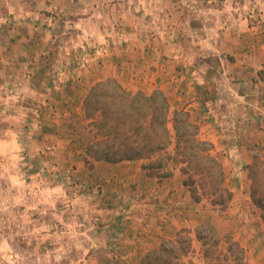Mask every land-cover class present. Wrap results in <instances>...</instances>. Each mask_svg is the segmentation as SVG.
Returning a JSON list of instances; mask_svg holds the SVG:
<instances>
[{"label":"rangeland","instance_id":"rangeland-1","mask_svg":"<svg viewBox=\"0 0 264 264\" xmlns=\"http://www.w3.org/2000/svg\"><path fill=\"white\" fill-rule=\"evenodd\" d=\"M29 1L36 8L0 21V264H144L164 242L187 237L192 248L184 264H215L196 238L203 224L238 241L248 264H264V210L254 202L264 204V134L258 138L248 122L259 127L264 115L250 113L248 104L232 108L228 89L254 91L259 87L251 81L264 82L263 0L236 11L248 16L238 25L222 0H99L108 12L92 20H83L88 15L76 2L91 12L96 0H55L67 15L60 8L47 11L49 19L45 0ZM22 35L28 39L20 41ZM235 53L238 60L230 57ZM254 54L255 72L232 73L235 64L249 66ZM195 65L200 73L193 78ZM162 67L182 79L162 89L168 82L162 83ZM202 77L205 85L195 86ZM110 79L133 93L162 91L178 110L197 94L200 106L187 112L199 126L208 121L205 102L216 107L224 122H217L223 131L214 154L230 191L243 187L235 168L245 157L239 170L248 194L235 200L231 191L221 210L193 200L180 165L158 178L143 160L112 164L88 156L97 134L83 103ZM240 128L256 137L239 136Z\"/></svg>","mask_w":264,"mask_h":264},{"label":"trees","instance_id":"trees-1","mask_svg":"<svg viewBox=\"0 0 264 264\" xmlns=\"http://www.w3.org/2000/svg\"><path fill=\"white\" fill-rule=\"evenodd\" d=\"M83 104L85 119L97 134L86 147L95 161L143 160V169L158 178L170 177V167L180 165L187 177L184 186L196 203L209 200L221 210L231 203L233 193L226 185L224 165L214 154V145L202 137L190 113L174 109L162 91L133 93L110 79L96 84ZM254 202L264 210L262 200ZM196 238L205 247V257L215 264H248L246 249L214 226L200 225ZM191 248L189 237L164 242L145 257L144 264H184L183 257Z\"/></svg>","mask_w":264,"mask_h":264},{"label":"crops","instance_id":"crops-1","mask_svg":"<svg viewBox=\"0 0 264 264\" xmlns=\"http://www.w3.org/2000/svg\"><path fill=\"white\" fill-rule=\"evenodd\" d=\"M253 1L260 2L262 0H222L220 2V4L222 5L221 7L224 8V9H231V10L235 11V13L233 12V15H231L230 19H233V21H235V24L238 25L239 24L238 21H240L242 19H245V21H248V16H244L243 18H238L237 15H236V13H237L236 11L242 9V7L251 9L254 6V2ZM92 2H93L92 3L93 7H92V11L91 12H90V10H87L88 8H86V10L80 9L82 7L80 6V4H78L76 2V6L80 7L78 11L81 10L82 12H80V13H82V14L86 13L88 15L87 18H83V20H92V17H101L102 18V17L106 16L108 10H105V9H108V6H105L102 3H101L102 5H101L99 0L92 1ZM263 3H264V0H263ZM30 8L33 9V8H36V7L33 6V4L31 5V2L29 0H19V1L9 0V3H5L4 6H0V21H4L5 19H7L11 15H13V13L14 14H16V13L19 14L20 10H26V9H30ZM60 8H62V7L57 5L55 3V0H45V18L49 19L50 16H51L47 11H52V12L55 13V12H58L60 10ZM87 11H89V12H87ZM66 12H67L66 9L62 8L60 13L63 14V16H66L67 15ZM15 17H17V16H15ZM81 18H82V16H81ZM81 18L79 19L78 22H82ZM75 20H77V19H75ZM241 23L244 24V22H242V21H241ZM249 30L250 29L248 28L247 31H249ZM247 31H243V33H246ZM26 39H28L27 35H24V36L22 35L20 41H23V40L25 41ZM47 39H49V38H47ZM51 39H52V37H51ZM255 53H257V52H255ZM232 55H234V57L233 56H230V57L233 58V60H235L241 54L235 53V54H232ZM254 56H255V54L253 55L252 61L250 62L249 66H247L245 68H242L241 66H239V64L233 65L232 66V69H233L232 73L234 75H237V74H241V72H247V70H251L252 71L253 70L252 67H256L257 66V61H258V59H260L258 57V55L255 58H254ZM235 57H237V58H235ZM194 67L195 68L190 70V73H191V75H193V78L194 77L196 78L195 74L200 73V69L198 67H196V65ZM178 69L179 68H178V65H177V70ZM253 71L255 72V69ZM159 73H160V77H162V79H163L162 83H164L166 80H168V82H165V84L161 85V88L164 89V90L167 89V86H166L167 84H168V86H172L173 84L178 83L182 79V78L179 79V77L181 75L180 72H177L176 74H173L172 70H170V67H169L168 70L163 69V67L160 68ZM203 79H204V77H202L201 81L196 82L195 86L197 84H199L200 86L201 85H205V83H206L205 81L206 80H203ZM253 82L251 81V83L253 85V89L257 88V87H259V89L252 91V89H251L252 86L251 85L249 86L251 88H249L248 91L245 90V88H241L237 84H233L234 87H232V88L228 86L229 91H232V92H230V93H232V97H233V106H232V108H236V107L239 106L238 108L246 109V107L245 106L243 107L242 105H247L248 104V109L250 110V113H254V112H251L252 109H255V110L257 109V110H260V113L262 115H264V82H262V81H255L254 83ZM170 94L173 95V93H170ZM195 96H193L191 100L187 101L186 109H185L186 111L193 112L194 110L198 109V106H200L199 105V100H197V98ZM178 100H181V99H177V101ZM212 103L213 102H211V104ZM205 105L208 108V112L207 113L205 112V115H206V118H207L208 121H204V123H200L201 135H202V137L204 139H206L207 141L211 142L214 145V153H216V149L219 150V146L221 144V142L219 141V139H220L219 136H221V134H222L221 131H223V130L220 131L219 126H217L218 125L217 122H220V125H222L221 123H223L224 121L221 122V120H219V119H222L223 117L219 118V115H220L219 113L220 112L216 110V107H212L211 108L210 107V103H208V101L205 102ZM235 105H237V106H235ZM256 115H257V113H256ZM239 119H241V116L238 117V120ZM241 120H242V122H240V123H242V124L245 123L244 119H241ZM258 120L261 123V125L259 127H256V125H255L256 123L254 122V120H248V122H251L249 130H256L258 132L257 133V137L260 138L259 135L264 134V120H263V116L259 115L258 116ZM246 121H247V119H246ZM259 122H257V124ZM249 130H248L247 133H249L250 136H252L253 134ZM244 131H245L244 129L240 128V132L237 133V134L239 136L243 137V138L245 137V135L249 136V134H244L243 133ZM254 137H256V136H254ZM227 159L228 158L226 157V160ZM238 160H239V162H237L238 163L237 164V168H235L236 172H237L235 174V176L238 175V176L241 177L240 178V183H241L240 186H243V187L241 189L239 187H237L236 190H231L234 193V199L235 200H240L242 196L244 197V195H246L245 193H247V192H246V190H244V186L248 187V185H249V182L246 179L247 176H246L245 172L242 171V170H239L240 163H244L245 157H240V158H238ZM227 165H229L228 160H227Z\"/></svg>","mask_w":264,"mask_h":264}]
</instances>
